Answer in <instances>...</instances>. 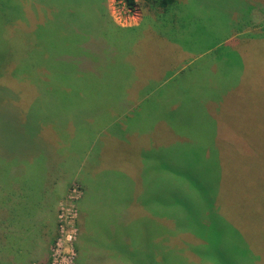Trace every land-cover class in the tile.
I'll use <instances>...</instances> for the list:
<instances>
[{
  "label": "rangeland",
  "instance_id": "obj_1",
  "mask_svg": "<svg viewBox=\"0 0 264 264\" xmlns=\"http://www.w3.org/2000/svg\"><path fill=\"white\" fill-rule=\"evenodd\" d=\"M177 2L167 13L144 0H0V264H15L16 232L26 252L36 235L27 210L13 209L14 201L51 196L57 179L64 182L49 264H264V0ZM40 29L49 44H69L70 54L52 52L75 67L61 91L54 85L60 87L63 75L54 70L58 64L49 65L56 72L51 84L42 81L43 66L34 59L27 65L28 37ZM16 35L25 39L22 55L11 49ZM106 44L160 48L150 52L166 72L151 68L142 85L158 87L151 97L172 108L153 135L119 149L134 168L121 178L90 174L97 181L90 191L98 192L88 199L79 174L92 179L86 175L91 158L102 160L93 154L95 127H107L113 111L119 118L126 112L118 108L126 91L94 84L110 56ZM6 61L25 80L6 74ZM92 105L98 109H86ZM84 112L95 119L85 121ZM98 141L112 142L104 134ZM110 154L109 148L107 160ZM83 201L98 202L82 209ZM81 212H88L94 230L104 227L106 240L128 246L121 247L123 261L96 257L90 246L82 253Z\"/></svg>",
  "mask_w": 264,
  "mask_h": 264
},
{
  "label": "crops",
  "instance_id": "obj_2",
  "mask_svg": "<svg viewBox=\"0 0 264 264\" xmlns=\"http://www.w3.org/2000/svg\"><path fill=\"white\" fill-rule=\"evenodd\" d=\"M187 53L192 54L193 52L189 51ZM193 58L194 57H192V59ZM185 68L186 66L180 70H177L176 72H173V74H177L181 70H185ZM147 80H149V77ZM157 90L158 87L156 86L148 91L144 89L137 90L138 92V94H136L138 96L137 99L134 101H128L126 103L125 107H126V112L128 114L125 112L124 117L114 119L108 125L109 127L107 126L100 129L95 127L92 145L96 146L97 149L95 152H93V154L101 153L102 160H99L97 155L95 154L93 155V158H91L89 162L90 163L89 169L86 175L92 179H85L84 177H82L83 174L85 173L79 174V182L83 187V195L87 193V191L93 190L95 188V187H91V183L97 182L94 180V177L99 178L103 174H109L112 177L118 176L119 178H121L125 172L129 171L130 168H134L133 161L130 160L128 156L126 158H123L122 155L118 153V151L120 148L129 149L130 141L132 139H135L136 136H146L149 138V136L153 135V133L158 131L155 129L156 127L159 126L158 122L167 116V113L170 112L172 105L164 103L162 97L152 98L151 97L152 94ZM148 98L151 99L150 101L151 105L147 108L146 100H148ZM152 104L155 105L153 106ZM168 130L171 129L169 128ZM101 134H104L105 137H108L112 142L110 144L100 143L98 140ZM109 148L111 150V154L109 156V160H107V157L105 156V152ZM154 152H158L157 148L154 149ZM86 160L87 158L85 156L84 162H86ZM108 165H110V167H108ZM90 174H92L94 177L90 176ZM133 176H134V171H133ZM65 177H67V181H69V176H65ZM62 182H64L63 179H57L53 181L52 183L53 192L51 196L43 195L40 196V198L32 199L33 202H31V200L29 199L27 200V203L26 202L21 203V200H23L24 198H20L19 200L14 201L12 208L13 209L21 208L27 210V215L28 218L30 219L28 221H31L36 227L35 237L32 240L28 241L30 247L28 248L29 250L27 249V252L25 251L24 246H20V243H23L21 240L22 236L18 232H16L15 238L17 241V245H16V253H15V264H49L48 246L52 241V237L54 233L55 203L57 202V199L60 195L59 185H62ZM109 183H118V181H111ZM132 191H133L132 188L129 189L128 191L130 201L132 200L131 197ZM97 192L98 189H96L94 192L90 191L87 198L88 199L92 198ZM98 201H83L81 203V208L83 209L86 206H90V203L92 202L97 203ZM18 202H20V204ZM126 202L128 203V201ZM105 206H106V210H116V205H113V207H111L109 203H105ZM122 206L123 208L128 207L127 204H124ZM4 207H5V212L8 213L7 215H9L10 212L7 211L6 208L10 209L11 206L7 204ZM87 213L85 214L81 212L83 218L82 221L85 222V223L82 222L80 229L79 243L84 245V249L82 250V253H86L85 249L89 252L90 247H93V249L98 251L94 253V256L96 257L97 256L117 257L118 255L117 248H120L119 243L112 242L111 240H106L107 236L104 232L103 226L100 225L95 226V230H94V227H91L89 224V222H91V218L90 216L87 215ZM105 214L107 215V218L109 217L108 220L110 219L111 221L116 222L108 212ZM18 215L22 217L20 213H18ZM103 223L104 222H102V224ZM104 224L111 225L110 221L107 220L105 221ZM111 227L112 225L110 226V228ZM98 229L102 234L101 236L96 233ZM105 230L109 232L106 229V227ZM115 238L117 241H119L118 237ZM100 262L101 261H98L95 264H99ZM89 263L90 260H88L86 264Z\"/></svg>",
  "mask_w": 264,
  "mask_h": 264
},
{
  "label": "trees",
  "instance_id": "obj_3",
  "mask_svg": "<svg viewBox=\"0 0 264 264\" xmlns=\"http://www.w3.org/2000/svg\"><path fill=\"white\" fill-rule=\"evenodd\" d=\"M126 2L128 3V5H132L133 0H126ZM144 2L146 4H148L150 7H153L155 9H162L163 12H171V9H173V6H175V4H177V0H144ZM179 8V7H178ZM176 15V13H175ZM176 18V17H175ZM23 34V33H22ZM23 36V35H21ZM21 36L16 35L15 36V42L12 41V43L10 44H14L13 47H11V49H14L16 51H18L21 55L24 53V50L22 52V46L20 44H25L24 41L25 39L21 38ZM28 34H25V38H27ZM46 34L43 30H39L35 33L32 34V37H28V40H30V44L27 47V52H25L26 54L29 55V59L31 60L28 61L27 65H32L34 64L33 59L35 60L37 66H43L48 73H44V79H42L44 84H51L49 81L55 78V74L56 72H52L50 70V66L52 64H58L54 70L60 71L62 72V78H61V85L60 87H57L56 84H54L56 86V88H58L60 91L64 89V87L66 88L69 82L66 80L65 76L66 74H71L75 72V67L72 66L70 63L68 64L66 61L67 59L65 57H63L64 62H66V64H63L64 62H60L57 61L59 60V57L57 56H53L52 52L53 50L56 49L57 52H61V53H67L70 54L71 51L68 50L69 48V44H49L48 41L45 38ZM5 44V43H4ZM72 45V44H71ZM76 47H81L80 44H73ZM185 47L187 45H191V44H183ZM104 47L106 48L107 52H109V58L107 60L106 65H104L102 67L101 72L102 77H101V81H97L94 82L95 86L97 85L99 87V89H101V85L104 83L103 88H107L108 90H124L125 95H123L122 100L119 101V106L118 108H123L126 106V103L128 101H134L137 99V95L136 93L137 90H141L144 89L146 91L152 89V87L150 88L148 85L145 87L142 85L143 81H146L148 79L147 75L149 70L152 68V70H156L155 72L159 73V74H165L166 70H165V65L163 66V63L160 64V61L157 59V57L154 59V56L151 55L150 51H153L155 49L159 50L160 48L158 47H149L148 44H114L113 47L110 48V46H108V44L104 45ZM66 49V50H65ZM187 49V48H186ZM82 51V49H80ZM193 50V49H192ZM188 51H191V48L188 49ZM193 52V51H192ZM88 53V52H87ZM77 54V53H75ZM95 55V54H94ZM154 59V60H151ZM58 62V63H57ZM6 65L5 67V73L8 74V76H10V74L12 73L13 78H17L19 80L23 79L20 78L19 72L13 70L12 68V61H6ZM160 64V65H159ZM33 66V68H34ZM168 67V66H167ZM184 70H181L179 73H182ZM82 73V72H81ZM158 76V74H157ZM163 77L160 76V78L156 79L158 80V82H160V80ZM25 80V79H23ZM141 82V84H140ZM53 85V84H52ZM108 85V86H107ZM94 86V87H95ZM229 90V89H227ZM224 90H220L215 92L216 94L220 95ZM209 94L210 92L207 91ZM215 96V95H212ZM101 98V97H100ZM219 98V97H218ZM211 102H209L210 104L213 103H217L214 102L213 100H210ZM77 102V101H76ZM109 103H113V101L111 100ZM97 108V106L92 105V107L88 106L86 107V109H89L91 111H95ZM82 117L84 118L85 121L87 120H93L95 119L94 117H91L90 114H88L87 112L81 113ZM95 114V113H94ZM119 116H121V114L117 115V111H113V115L112 118L117 119L119 118ZM84 128H89L90 126L85 125L83 126ZM109 127V126H108ZM110 167V165L108 166ZM132 197V196H131ZM130 203V202H129ZM128 205V204H127ZM128 210V207H125ZM228 215V214H226ZM130 217V216H129ZM128 218V215H126V219ZM225 226L229 225L226 223H223ZM203 226V225H202ZM209 226V224H208ZM232 226V225H231ZM113 229L115 231H117V229H115L113 227ZM206 236V235H204ZM141 241V240H140ZM121 247L124 249H128V246H121L120 248H118L117 250V260L119 261H123L122 257H124L126 254L123 253V251H121ZM113 256H111L112 258ZM111 263H113L110 260ZM100 264H104V261H102Z\"/></svg>",
  "mask_w": 264,
  "mask_h": 264
}]
</instances>
